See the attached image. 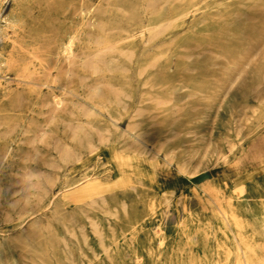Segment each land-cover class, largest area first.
I'll use <instances>...</instances> for the list:
<instances>
[{
    "label": "rangeland",
    "instance_id": "rangeland-1",
    "mask_svg": "<svg viewBox=\"0 0 264 264\" xmlns=\"http://www.w3.org/2000/svg\"><path fill=\"white\" fill-rule=\"evenodd\" d=\"M39 1L1 2L0 27L5 34L0 38V264H40L29 237L35 229L42 232L45 240H49V232L56 236L57 258L50 264H66L63 243L73 252L76 264H107L99 239L89 225L91 218L100 224L104 244H110L112 232L117 234L119 250L115 264H178L179 261L216 264L236 238L204 193L203 186H219L225 196L239 202L236 207L239 211L264 208V86L257 87L259 83L248 63L250 59L258 61L260 55L251 57L253 52L247 53V29L235 18L245 0H186L182 23L154 41L150 40L148 29L152 27L157 32L164 23H170L171 20L165 19L178 12L176 2ZM50 3L51 7L55 5L54 9ZM69 38L73 45L71 55L67 56L62 43ZM198 43L202 45L200 50H196ZM157 50L164 52L160 66L169 69L166 74L173 81L190 85L225 83L227 79L231 81V63L237 67L232 73L241 72L240 77L226 97L209 111L190 109L200 105V98L185 97L187 92L183 88L172 104L160 111L155 124L146 116H119L110 101L113 93L126 85L137 93L132 111L144 113L153 109L154 104L141 102L142 94L151 93L164 99L169 96L165 90L149 92L142 86L146 79L161 76L163 72L159 69L146 79H139L137 64H133L124 79L116 68L120 53L135 52L137 57H147ZM23 65L28 69L25 73L21 70ZM32 80L41 82L34 85ZM99 91L103 92L101 100L96 99ZM169 129L174 133H190L188 138L198 144L203 139L204 143L217 145V151L211 149L200 167L194 168L190 175H181L173 166L165 167L163 155H154L156 152L151 147ZM83 131L93 141L98 134H109L111 138L106 145L95 144L96 149L90 153L78 140ZM146 133L150 143L137 138L136 152L126 154L120 150L125 139L133 140ZM68 150L75 152V161L64 160ZM134 178L139 182L134 190L117 187L120 180ZM93 181L111 207H117L123 200L136 207L133 238L130 232L126 233L127 238L121 236L130 229L121 217L115 220L100 209L77 203L83 195L81 189ZM165 193H171L169 205L162 196ZM245 218L246 236L250 238L257 224L248 214ZM78 226L85 229V245ZM69 229L76 231L78 242L70 239ZM163 236L165 260L158 263L148 248ZM132 239L140 244L138 260L127 246Z\"/></svg>",
    "mask_w": 264,
    "mask_h": 264
},
{
    "label": "bare ground",
    "instance_id": "bare-ground-1",
    "mask_svg": "<svg viewBox=\"0 0 264 264\" xmlns=\"http://www.w3.org/2000/svg\"><path fill=\"white\" fill-rule=\"evenodd\" d=\"M76 1H74L73 3H75ZM172 1L177 3L178 12L176 14H174V16H172L171 18L165 19V20H171L170 23H168V22L164 23L162 25V27L157 32L156 31L154 32L152 27H150L148 29L151 41H154L162 33L166 32L170 29H173L175 27V25L182 23V20L184 19L185 15H186V12H184V10H183V5L185 4L186 0H172ZM1 2H2V0H0V14L2 11ZM39 2H41V0ZM55 2H56V0H55ZM60 2L58 3L59 5H57L58 7L61 4ZM70 2H71V0H70ZM166 2H169V0L168 1L166 0ZM40 5H42V3ZM76 5L80 6L81 4L80 5L76 4ZM45 6H47V5L45 4ZM74 6H75V4H74ZM74 6H72V7H74ZM58 7H57V9H58ZM42 8H43V6H42ZM48 8L49 7H47V9ZM50 8L54 9L55 5H54V7H51V3H50ZM68 8L69 7H67V9ZM105 9H107V6ZM116 9H120V8H116ZM71 10H73V9H71ZM75 10L77 11V9H75ZM79 10H80V7H79ZM62 12H60V13H62ZM99 12H101V11H99ZM103 12L104 11H102V13ZM78 13L79 12H77V14ZM102 13L100 15H102ZM40 14L42 15V13H40ZM98 14H96V15H98ZM78 16H80V15H78ZM30 18H28V19L30 20ZM148 18H149V16H148ZM235 18L241 20V24L243 26H245V28L247 29V32L245 34L247 53L253 52V55L251 57L256 56V54H258V53L260 55V57H259L260 59L258 61L252 62L250 59V61L248 63L252 67L254 78L256 79L257 83H259V85L257 87L264 86V0H245L244 5L242 7V11L239 12L238 14H236ZM39 19L41 20V18H39ZM0 20H1V16H0ZM33 21L34 20H32V22ZM28 23H30V22L28 21ZM32 25H33V23H32ZM2 26H4V25H2ZM75 30H77V28ZM104 33H106V32H104ZM4 34H5V30L0 27V38H2ZM66 34H69V33H66ZM48 35H51V34H48ZM60 36H61V34H60ZM60 36H58V37H60ZM51 37H54V36H51ZM47 39H48V37H47ZM48 43H50V42H48ZM62 44L64 45L63 53L68 56L70 54V51H71V48L73 45V41H72V39L69 38L68 40H66ZM50 47H52V45ZM50 47H48V48H50ZM53 48H55V47H53ZM74 48H75V46H74ZM201 48H202V45H200V43H198L196 50H198V49L200 50ZM52 50L54 51V49H52ZM56 50H55V52H56ZM49 51H51V50H49ZM57 52H59V51L57 50ZM107 53H108V51H107ZM39 54L40 53H38L37 55H39ZM102 54H99L97 56H101ZM163 54H164V52L162 50H157V52H155L152 55H149L147 57H145V56L137 57V54L135 52H132V53L131 52H124V53L119 54L120 62L117 64L116 68H117V71H119V73L122 75V77L124 79L128 77L130 70H131V66L133 64H137V69H138L137 77L139 79H141V78L146 79L153 71H156L157 69H159L160 72L161 71L163 72V74L161 76L146 79L144 81V83L142 84V86L146 87L149 92H154V90L155 91H162V90L164 91L165 90V91L170 93L169 96L165 99L164 98H157L154 94H151V93L150 94L149 93L142 94L139 98V99H141V102H143V103L147 102V103L154 104V107L151 111H146L143 113V111H140V110L132 111V105H133V103H135L134 99H135L137 93L135 90H131V88L126 85L122 89L113 93L112 100L110 101L111 106H113V108L116 110V113L119 116L125 117V116H128L130 114H135L136 117L146 116V117H148L149 120L152 121V123L154 122V124H155L156 123L155 121H156L157 117L159 116L160 111L166 110L168 108V106L170 104H172L174 99H176V97H177L176 94L178 92H180L181 90H183V88H185L186 92H187L185 94V97L199 96V98H200V105L191 107L190 109H192L193 111H201V110L203 111L204 109L205 110L207 109V111H209L214 106L218 105L219 102L226 97V95L230 91L231 85L237 80V78L240 77L241 72H238L236 74L232 73L234 70H236L237 67L232 65V63H231V81H228V79H227V81L225 83L218 82V81L213 82L211 84H205L203 82H197V83H193L190 85V84H185L182 81H173V80H170L166 74V72L169 69L167 67L160 66V62H161V58L163 57ZM50 55H53V54L50 53ZM54 55H56V53ZM104 55H105V53L103 54V56ZM76 56H78V54ZM139 56H140V54H139ZM57 58L58 57H56V59ZM40 59H38V60L42 62L43 60L42 59L40 60ZM45 60H47V59H45ZM103 60H105V59H103ZM39 61H37V62L39 63ZM93 62H96V61H93ZM54 63H55V61H54ZM43 64H45V61ZM46 64H47V61H46ZM94 65H96V64H94ZM214 65L215 64H213V66ZM47 66H49V65H47ZM84 67H85V64H84ZM90 67L91 66L89 65V69H90ZM60 68H61V66H60ZM95 68H97V67H95ZM21 70H22V72L25 73L28 69L25 65H23ZM48 70L49 69L47 68V71ZM70 71L71 70H69V72ZM19 73H17V74H19ZM64 74H66V73H64ZM20 75H21V73H20ZM59 76H61V75L59 74ZM47 78H49V77H47ZM25 80H26V78H25ZM66 81H68V79H66ZM36 82H38V83H36ZM36 82H35L36 83L35 84L33 81L34 85L39 84V82H41V81H36ZM57 83H58V81H57ZM225 84H227V85H225ZM31 86L33 87V85H31ZM39 87H37V88H39ZM94 87H95V85H94ZM103 87L104 86H102V88ZM99 88H101V87H99ZM91 90L96 91L94 88H91ZM61 91H63V90H61ZM88 91H89V89H88ZM96 95H97L96 99L100 98V100H101L103 97V92L99 91V92H97ZM89 96L92 99L91 95H89ZM21 99H22V97H21ZM253 100H255V99H253ZM186 104H188V102H186ZM86 111H87V109H86ZM181 111H182V109L180 108L179 112H181ZM82 115H83V113H82ZM128 120H129V118H128ZM85 128L88 129V127H86V126H85ZM132 128H133V126H132ZM79 129H81L80 126H79ZM85 132L84 131L82 132V136H80L78 140L80 141L81 144L85 145L86 149H88L90 153L94 152V150L96 149V148H93V146L95 144H99L100 146L106 145V144H108V142L110 141V138H111L109 134H104V135L98 134L97 139L95 141H93L92 138L90 137V135L85 133ZM95 132L97 133V131H95ZM96 133H94V134H96ZM71 136H72V134H71ZM188 136H190V133H187L185 131L179 132V133H174L172 130L169 129V132L167 134H165L164 136H158L155 139V141L151 144V147L156 152V154H154V155H157V156H158V154L163 155L162 161H163V164L165 165V167L173 166V168L176 171H178L181 175H184V176L190 175L191 171L194 168L200 167V165L203 164V162L207 159V156L209 155V151L211 149H213L214 152L217 151V149L215 148L217 145L214 147L211 145L210 142L204 143L203 139H201L199 141V143H201V144H198L195 142L194 139H193V141H191V139H189ZM137 138L146 144L150 143L149 135L147 133L143 134V135H137L133 140L127 138V139H125V141L121 142L120 143V150L126 154L136 152L137 147H138V142L136 140ZM10 152H11V150H10ZM119 154L121 155V153H119ZM64 155H65L64 160H68V161H75L76 160V154L73 151L68 150L65 152ZM124 155H122V156H124ZM7 158H6V160H7ZM65 164H67V163H65ZM120 181L121 182H119L117 185L119 190H130V191H132L135 189V185L139 184V182L136 178L129 180V181H126V182L123 180H120ZM81 190L83 192V195L80 199L77 200V203L81 204L82 206L91 208V209H98V210L100 209V211L102 210L106 216H108L109 218H113L115 220H119L121 217L125 221V223H127L130 226V229L126 232H122L121 236L123 238H127L128 236L126 235V233L130 232V237H132V238L134 237V234H133V232L135 231L134 227L137 223V215H134V214H136L138 211H137L136 207H134L133 204H131L130 202H128L126 200H123V202H121L117 207H111L109 201L104 198L103 192L101 191V189L99 188V186L96 184L95 181L88 183ZM203 191L206 195H208V197L211 200L213 207L215 208L217 213L221 216V218L225 221V225H227L231 229V232L234 234V236L236 238L234 245H231V248H226L223 251V256H224L223 259H220V257H218V261L216 262V264H264V208H261V209L256 208V209L249 210V211H239L236 208L237 205L239 204V202H234L232 197L225 196L222 189L219 186L214 185V184H208V185L203 186ZM162 196L164 197L166 204L169 205V201L171 199V193H165V194H162ZM40 204H42V203H40ZM40 207H41V205H40ZM146 209H147V207H146ZM148 210H149V207H148ZM37 211H39V210H37ZM37 211H34V212H37ZM31 212H33V210ZM21 213H23V212L21 211ZM21 213H20V215H21ZM33 214H35V213H33ZM245 214H248L250 216V219L255 221L257 224V226H255V228L252 230L253 234L250 238H248L246 236V230L245 229H246V223L248 222V220L245 218ZM86 218H88V217H86ZM22 220H24V219H22ZM89 221H90L89 225L92 229V232L99 239L100 248L102 249V254L104 256V261L107 262V264H115V260H116V257L118 255V250H119V248L117 246L118 243L116 240L117 234L112 232L110 244L106 245V244H104L105 241H104V236H103V230H102L100 224L98 223V221L96 219H92V218L89 219ZM19 223H21V222H19ZM21 228H22V226H21ZM78 229H79L80 237H81V239L85 245V243L87 241L85 229L83 226H78ZM131 232H132V234H131ZM67 234L71 237L70 239H74V240H76V242H78L76 231L74 229H69L67 231ZM49 235H50L49 240H47V239L45 240L42 232L39 229L33 230V232L29 235V237L31 238V241H32V249H33L35 258L40 264H50V261L52 259L57 258V256H56L57 246H56V242H55L56 236L50 232H49ZM213 237H214V235H213ZM165 241H166L165 236H163L162 240H160L158 243L155 242L154 245H151V247L148 248V252L157 258L156 262H158V263L162 262V260H165V257L163 256V254L166 251ZM63 246H64V251H65L64 260L66 261V264H76L74 262V254L69 249L68 245L66 243H63ZM127 246L130 247L129 250L132 252V254L134 256H136V259L138 260L139 259L138 248L140 247V244L138 242H136L134 239H132L128 243ZM79 255H81V254L79 253ZM81 256H83V255H81ZM99 263H100V261H99ZM178 264H182L181 261H179ZM190 264H194V263L192 262Z\"/></svg>",
    "mask_w": 264,
    "mask_h": 264
}]
</instances>
